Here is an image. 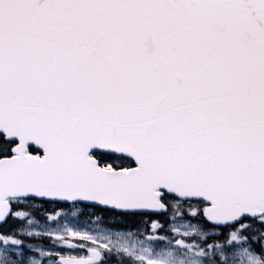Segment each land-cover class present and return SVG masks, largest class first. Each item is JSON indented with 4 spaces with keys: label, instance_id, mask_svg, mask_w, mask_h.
Here are the masks:
<instances>
[{
    "label": "snow or ice",
    "instance_id": "6c2138e0",
    "mask_svg": "<svg viewBox=\"0 0 264 264\" xmlns=\"http://www.w3.org/2000/svg\"><path fill=\"white\" fill-rule=\"evenodd\" d=\"M0 264H264V0H0Z\"/></svg>",
    "mask_w": 264,
    "mask_h": 264
}]
</instances>
